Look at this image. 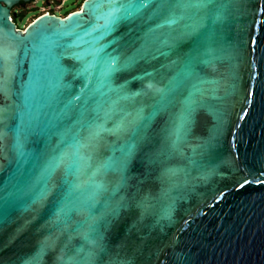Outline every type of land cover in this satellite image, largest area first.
<instances>
[{"label": "water", "instance_id": "1", "mask_svg": "<svg viewBox=\"0 0 264 264\" xmlns=\"http://www.w3.org/2000/svg\"><path fill=\"white\" fill-rule=\"evenodd\" d=\"M27 1L0 0V14L17 32L4 37L15 56L0 58L7 125L0 140V264H100L101 256L113 264L116 253L122 264H264V0H215L172 12L161 10L160 0H83L80 9L42 13L22 29L11 8ZM140 3L145 7L126 16L120 8L121 18L105 27L110 11ZM173 12L179 19L166 23ZM44 39L51 41L46 50ZM102 46L101 56L131 61L107 81L102 63L83 73L92 57L74 55ZM196 48L210 52L212 62L198 64L166 98L125 172L105 167L135 142L131 122L141 108L152 112L156 90L178 71V54ZM190 93L192 122L177 141ZM94 118L120 128L90 136L81 125ZM73 132L83 145L82 187L60 212L68 158L43 199L24 188L58 146L75 159L67 146ZM97 226L99 236L91 231ZM41 244L45 251L34 262Z\"/></svg>", "mask_w": 264, "mask_h": 264}, {"label": "snow or ice", "instance_id": "2", "mask_svg": "<svg viewBox=\"0 0 264 264\" xmlns=\"http://www.w3.org/2000/svg\"><path fill=\"white\" fill-rule=\"evenodd\" d=\"M208 4H215V0H160L159 8L167 12H172V10L175 8H203L207 7ZM143 7H145V4L143 3L119 5L117 8L113 9L107 14L105 27L110 30L111 25L121 18L120 16L115 14L120 10V8L124 9V15L126 16L128 14L129 8L135 9ZM218 7L220 9H223L222 4L218 5ZM173 17L174 18L172 20L166 21V23H176L177 19L179 18L175 16L174 12ZM217 18H219V16ZM9 20L10 17H8L6 13L0 14V58H3L5 60H11V58L15 56V50H12L10 48L6 49L4 44L5 36L16 37L17 35L15 26L13 24H10ZM5 29H8L9 31L5 32ZM56 35L57 37H59L60 34L57 33ZM50 43L51 41L47 39L40 41L41 48L46 50L47 45ZM35 47L36 45L34 43L33 48L35 49ZM6 52L7 55H5ZM102 52L103 46L99 49H90L83 53L74 54L78 59H84L87 56L92 57L91 62L84 64L82 68L83 73H88L91 68L95 67L96 63H102L104 65L103 75L105 77V80L107 81L111 79L113 73L119 71L121 67L127 66L128 63H131V61H128L125 63V65H121L119 63L118 56H112L107 53H104V55L101 56ZM204 56H207V58H202ZM212 59L213 57L211 56L210 52L206 51L205 53H201L199 48L178 54L177 60L173 62L178 67V71L176 72L173 79L168 81V84L165 89L156 90L160 94V100L157 101L156 105L153 106L152 112L148 115H145L144 109L141 108L136 112V115L131 122L133 125H135L133 131L135 142L125 143L124 146L120 149L122 153L121 157L118 159L109 158V160L105 163V167L115 168L121 173L127 170L128 164L130 163L131 158L133 157L135 152L137 151L139 144L146 139L145 132L148 129L150 122L163 109V107H165L166 98L173 91H175V89L179 87V85L184 80L196 74L198 64L208 65L212 62ZM9 71H11V69H9ZM150 75V73L145 74V76ZM133 79L143 78L134 77ZM3 87L4 84L2 81H0V90H2ZM147 87L148 89H151L152 85L149 84ZM194 90L199 91V89ZM139 94L140 93H135V95ZM191 95L192 93L189 94V99L185 101L184 109L175 126V135L177 137V141L181 138V134L186 131V129L192 122L194 102L190 99ZM3 119V117H0V140H3V137L6 135L7 129V125L3 123ZM76 123L80 124V121L77 120ZM81 127H87L88 129H90V136L99 135L101 131H116L120 128V126L118 125L115 129H106L104 125L102 123H99L98 120L95 118L85 122L81 125ZM62 136L67 137L68 133H62ZM69 140L70 142L67 146L75 149V152L73 153L75 159L70 158L68 152L61 151L60 147L58 146V148L54 150L53 155L46 161V164L44 165L43 171L41 172L40 176L34 182L26 183L24 188L25 194L33 195L39 199H43L51 191V189L49 188V182L52 180L56 169L59 168L61 164H65V160L66 158H68L69 162L65 164V172L63 177L61 178L58 189L59 199L57 201V208L60 212L64 211L65 206L77 196L82 187V182L80 180L81 169L78 163V154L79 148L83 145L79 144L78 142V132L71 133ZM16 147L18 150L21 147L18 141ZM56 152H59L60 154L56 155ZM249 182L250 181L247 180L245 181V183ZM260 182L261 181H256V183ZM92 203L94 204L95 201H93ZM91 231L94 235L99 236L98 226L93 227ZM93 243L96 244L97 248L100 249L101 253H103L104 255L108 254L107 248L97 243V241H93ZM45 247L46 246L44 244H41L40 252H38L36 256L33 257L34 262L40 259L41 255L45 251ZM93 255H95V253H89L90 257ZM61 259H63V257H61ZM100 264H103V256L100 257ZM113 264H122V261H120L119 259V253L115 254Z\"/></svg>", "mask_w": 264, "mask_h": 264}, {"label": "flooded vegetation", "instance_id": "3", "mask_svg": "<svg viewBox=\"0 0 264 264\" xmlns=\"http://www.w3.org/2000/svg\"><path fill=\"white\" fill-rule=\"evenodd\" d=\"M66 0H29L27 2H18L13 7L18 10L29 9V10H40V12L45 13H54L57 14L56 11H62L65 7ZM83 0L79 4L77 0L73 2V7L67 9L63 12L61 16H64L68 12L78 8L80 9Z\"/></svg>", "mask_w": 264, "mask_h": 264}, {"label": "trees", "instance_id": "4", "mask_svg": "<svg viewBox=\"0 0 264 264\" xmlns=\"http://www.w3.org/2000/svg\"><path fill=\"white\" fill-rule=\"evenodd\" d=\"M76 9H78V8H76ZM76 9H74V10H76ZM11 12H12V14H13V12L15 13V15H12V20L17 24V26L19 28L24 29L30 23V22H27V10H25V9L18 10V9H15L14 7H12ZM40 14H42V12H36L33 19L36 18ZM67 14H65V15H67ZM32 20H30V21H32Z\"/></svg>", "mask_w": 264, "mask_h": 264}, {"label": "rangeland", "instance_id": "5", "mask_svg": "<svg viewBox=\"0 0 264 264\" xmlns=\"http://www.w3.org/2000/svg\"><path fill=\"white\" fill-rule=\"evenodd\" d=\"M74 1L75 0H66L65 7L63 8V10L62 11H56V13L58 15H62L64 11H66L67 9L73 7V2ZM77 1H78L79 4L81 3V0H77ZM25 10H27V22H31L30 20L33 19V17L35 16L36 12H40V10L39 11L38 10H29V9H25Z\"/></svg>", "mask_w": 264, "mask_h": 264}]
</instances>
